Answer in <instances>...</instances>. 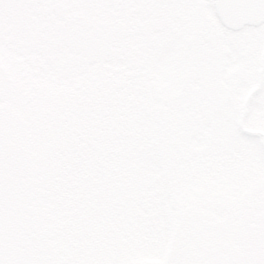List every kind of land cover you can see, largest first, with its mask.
Returning <instances> with one entry per match:
<instances>
[{
    "label": "rangeland",
    "instance_id": "1",
    "mask_svg": "<svg viewBox=\"0 0 264 264\" xmlns=\"http://www.w3.org/2000/svg\"><path fill=\"white\" fill-rule=\"evenodd\" d=\"M222 31L214 0H0L1 131L30 138L27 149L37 152L56 117L81 129L90 121L94 147L111 159L100 163L84 141L82 169L94 177L80 182L113 186L124 172L114 198L130 214L138 206L143 225L154 203L159 209L142 236L112 214L110 228L82 240L101 218L72 215L67 178H51L67 167L41 162L36 175L55 193L40 201L47 227L38 247L53 250L50 264H229V253L241 252L244 264H264V123L261 109L241 112L235 102L256 82L255 66L239 45H223ZM210 32L231 48L228 57L211 50ZM78 39V47L101 44L108 61L77 71L69 42ZM107 171L112 177H101Z\"/></svg>",
    "mask_w": 264,
    "mask_h": 264
},
{
    "label": "trees",
    "instance_id": "2",
    "mask_svg": "<svg viewBox=\"0 0 264 264\" xmlns=\"http://www.w3.org/2000/svg\"><path fill=\"white\" fill-rule=\"evenodd\" d=\"M75 29L78 31L74 25L70 27V35L73 34ZM86 31L93 34L97 33L98 35L96 29H86ZM85 36L86 34L84 33L83 37ZM98 37L99 41L105 43L106 40L103 36L98 35ZM80 40H71L69 42L71 47L69 51L71 55L70 62L71 64L78 63L77 71L87 72L108 61L109 56L104 53V49H100L102 48L101 44L94 45L91 43L92 45H90L83 43L82 47H78ZM74 87L77 90H81L83 85L76 82ZM87 113L90 114L89 111ZM56 118L59 119L51 120L48 125L47 131L50 135L48 142L39 151L36 150L37 152L27 149L31 141L30 138H19L18 133L12 128L3 132L0 128V264H50L55 256V253L51 254L53 251L51 248L38 247L41 244H46L44 231L47 227V212L40 201L44 198L42 196L46 195L48 191L55 194L54 187H51V179L41 181L42 177L39 178L36 175V167L41 162L53 161L56 165L67 167V169L61 167L55 169V177L51 178L55 179L58 177L57 173L59 172H63L61 176L67 178L73 194L71 200L74 205L71 207L72 215L87 209V214L90 213L89 215H96L101 218L100 228L96 227L91 229V231H85L86 233L82 232L80 235L82 240H84L85 236L102 234L108 227L110 228L114 224L109 221L112 214L117 215L119 225L129 220L138 225L139 228L137 229L140 232H138V236H142L147 227L154 228L155 226L154 223H147L159 212L155 203L153 207H150V220H147L145 225H143L138 222L137 214L140 212L138 206L130 214L129 207L124 200L121 199L120 201L118 198H114L115 189L125 185L121 180L126 178V173L115 175L116 177H114L118 180L113 186H111L112 181L107 184L106 182H100L99 178L93 179L88 185L80 182L81 180L83 182L86 174V178L92 179L94 177L90 172H87L88 170L82 169L81 160L85 155L83 152L84 141L91 144V150L88 154L92 155L96 160L100 159V163L105 162L106 159L110 160L111 152L105 149L101 151L99 146L97 148L94 147V141L97 142V135L94 128L90 125V121H87L89 119L86 120L87 123H82L83 129H81V124L75 125L69 116L65 117L62 115V117ZM81 133H83L82 136L80 135ZM110 173L107 171L101 177L111 178ZM39 190L43 191L40 195L38 193L42 191L39 192ZM46 200L50 201L51 197L49 196ZM124 218L125 221L123 220ZM72 220L71 222L68 219L63 220L62 224L67 221L72 224ZM67 226L70 225L67 224ZM40 250L45 251L46 255H39ZM53 264H67V262L55 261Z\"/></svg>",
    "mask_w": 264,
    "mask_h": 264
},
{
    "label": "flooded vegetation",
    "instance_id": "3",
    "mask_svg": "<svg viewBox=\"0 0 264 264\" xmlns=\"http://www.w3.org/2000/svg\"><path fill=\"white\" fill-rule=\"evenodd\" d=\"M219 21L223 27V45L225 43H231L233 46L239 45L243 52H245V57H247L245 59L246 62L252 64L253 61L255 66L254 74L256 82L252 87L249 88V90L242 99L236 100L235 102L237 105H240L241 112H259L261 109L258 121L264 123V113H262L264 112V17L256 23H246L240 28H231L224 25L220 19ZM209 35L212 36L211 39H208ZM206 41L211 50L219 53L218 49L222 46H219V44L217 43L216 36L213 32H210L206 35ZM230 52V47H222V54H224L225 57H228V55H230ZM228 89L231 90L230 88ZM228 89L224 90L226 91L223 97L225 105H231L234 100L232 99L231 95L234 92L229 91ZM257 92L261 93L259 97L255 96ZM243 118H245V114ZM243 256L244 255H242V252L239 253V257L237 255L238 258H235L234 256L231 257L229 253V258L227 259V261L229 262V264H234L236 262V264H244Z\"/></svg>",
    "mask_w": 264,
    "mask_h": 264
},
{
    "label": "water",
    "instance_id": "4",
    "mask_svg": "<svg viewBox=\"0 0 264 264\" xmlns=\"http://www.w3.org/2000/svg\"><path fill=\"white\" fill-rule=\"evenodd\" d=\"M214 6L221 22L231 28L256 23L264 17V0H214Z\"/></svg>",
    "mask_w": 264,
    "mask_h": 264
}]
</instances>
